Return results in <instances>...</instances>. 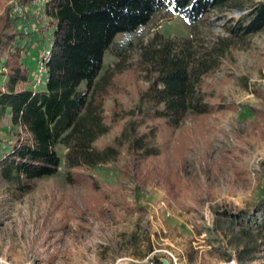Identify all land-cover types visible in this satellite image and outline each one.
Segmentation results:
<instances>
[{
    "label": "rangeland",
    "instance_id": "1",
    "mask_svg": "<svg viewBox=\"0 0 264 264\" xmlns=\"http://www.w3.org/2000/svg\"><path fill=\"white\" fill-rule=\"evenodd\" d=\"M33 1L0 0V28L7 17L21 18L16 29L27 35L23 60L30 86L38 90L45 81L37 84V61L52 30L44 13L49 0ZM233 17L214 11L189 26L169 7L135 33L122 58L105 53L97 85L110 130L95 148L118 138L126 147L133 139L130 127L142 121L141 95L154 75L142 55L166 41L187 45L195 64L213 65L200 86L217 110L160 130L166 151L158 159L138 163L123 148L117 159L88 172L97 188L67 181L63 145L56 147L58 173L36 180L28 193L0 176V264H238L229 243L230 217L256 213L264 200V29L233 36ZM219 47L226 51L213 64ZM157 124L146 120L139 131ZM19 131L9 117L0 121V160Z\"/></svg>",
    "mask_w": 264,
    "mask_h": 264
},
{
    "label": "trees",
    "instance_id": "2",
    "mask_svg": "<svg viewBox=\"0 0 264 264\" xmlns=\"http://www.w3.org/2000/svg\"><path fill=\"white\" fill-rule=\"evenodd\" d=\"M169 7L185 17L189 26L221 11L236 15L229 28L233 36L249 37L264 29L262 0H49L44 7L52 30L46 46H51L52 53L46 63L48 80L34 90L30 67L23 60L27 35L16 29L21 18L2 20L0 55H6L5 71L0 72V121L9 117L20 130L12 150L0 160V176L7 183L24 194L36 180L56 175L61 165L56 147L63 145L67 181L90 182L97 188L88 172L117 159L123 148L138 163L158 159L166 151V145L158 141L160 130L179 127L189 115L217 110L200 86L213 65L195 64L187 45L177 48L175 42L166 41L142 55L141 63L154 75L141 95L146 107L142 121L130 127L133 139L126 147L120 138L103 149L94 146L110 130L103 110L105 95L97 85L105 53L111 50L113 56L122 58L133 48L135 33ZM121 33L125 37L116 41ZM224 47L215 48L213 64L224 55ZM83 84L85 90H81ZM146 120L158 124L140 132ZM126 133L124 129L121 137ZM230 227L229 243L237 250L234 260L238 264L264 259V200L256 213L230 217ZM229 259L233 260V254Z\"/></svg>",
    "mask_w": 264,
    "mask_h": 264
},
{
    "label": "built area",
    "instance_id": "3",
    "mask_svg": "<svg viewBox=\"0 0 264 264\" xmlns=\"http://www.w3.org/2000/svg\"><path fill=\"white\" fill-rule=\"evenodd\" d=\"M42 0H34L32 4H37L39 5ZM16 10L21 12V9L16 7ZM51 46L43 48L41 55L37 61V66H38V71H37V84H41V82H46L48 80V74H47V69H46V63L49 61L51 58Z\"/></svg>",
    "mask_w": 264,
    "mask_h": 264
}]
</instances>
